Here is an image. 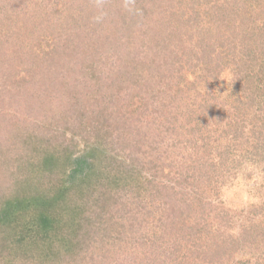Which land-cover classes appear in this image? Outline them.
Here are the masks:
<instances>
[{"label":"trees","instance_id":"obj_1","mask_svg":"<svg viewBox=\"0 0 264 264\" xmlns=\"http://www.w3.org/2000/svg\"><path fill=\"white\" fill-rule=\"evenodd\" d=\"M45 3L0 0L49 61L0 62V264H264V0Z\"/></svg>","mask_w":264,"mask_h":264},{"label":"rangeland","instance_id":"obj_2","mask_svg":"<svg viewBox=\"0 0 264 264\" xmlns=\"http://www.w3.org/2000/svg\"><path fill=\"white\" fill-rule=\"evenodd\" d=\"M70 1L71 0H46L45 6H47V8L50 7L47 11H50L52 13L53 11L57 10L56 14L63 15L65 17V20H67L68 18H66V14L69 15V11H72V9H70V7L68 6ZM55 19L58 22H60L59 19L56 18V16H55ZM61 23L62 22H60V24ZM1 26H2L0 27L1 33H2V30L7 31V28H5L3 25ZM35 26L38 29L36 31V34L37 35L40 34V36H43V33L45 32V30L42 24L38 25V22H37ZM70 28H71L70 34H73L75 36L76 28L75 27L74 28L70 27ZM61 34L63 36H66V33L64 31ZM13 35L17 37L15 33H13ZM1 46L3 47L4 51L7 53V56L5 54L3 56L4 59L0 60V62L4 64H9V63L18 64L19 63L25 67H29L31 64H45V62L48 61V59H45V57L47 58L46 52H45L47 48L44 45V43L40 47L38 46L37 49H35L34 52L30 54L31 57L28 56L24 59H17L13 51L14 46L10 45V43L6 42L5 40H3V43H1ZM6 48H8V50H11V51L7 52L8 50ZM2 76H3V73L0 72V77ZM2 147L3 146H0V150L2 149ZM247 174L248 175L252 174L253 177L250 176L248 177V179H246L245 175L242 174V177L240 180L237 178V180H235L233 185L227 188V191H226L227 193L225 195V198L228 199V201L230 202L232 206L250 205L253 202H262L263 200V198L259 194L260 190L257 185L260 182L259 178H261L260 177L262 175L261 172L257 169H254L253 171H251V169L249 168V172Z\"/></svg>","mask_w":264,"mask_h":264},{"label":"clouds","instance_id":"obj_3","mask_svg":"<svg viewBox=\"0 0 264 264\" xmlns=\"http://www.w3.org/2000/svg\"><path fill=\"white\" fill-rule=\"evenodd\" d=\"M219 80L224 81V82H228V81H230V80H231V74H230V71H229V70H225V72L222 73V75H221V77H220ZM205 89H206V86H205ZM206 90H207V89H206ZM223 94H226V92L224 91V92L222 93V95H223Z\"/></svg>","mask_w":264,"mask_h":264}]
</instances>
